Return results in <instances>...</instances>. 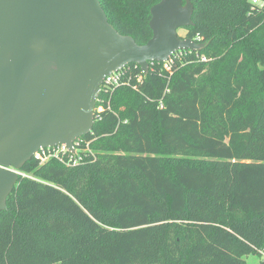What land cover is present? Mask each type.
Segmentation results:
<instances>
[{"label": "trees", "instance_id": "16d2710c", "mask_svg": "<svg viewBox=\"0 0 264 264\" xmlns=\"http://www.w3.org/2000/svg\"><path fill=\"white\" fill-rule=\"evenodd\" d=\"M99 1L121 35L152 38L161 0ZM191 1L185 37L205 50L151 63L141 83L129 65L132 85L98 100L79 166H24L33 179L0 212V264L264 258V0Z\"/></svg>", "mask_w": 264, "mask_h": 264}, {"label": "water", "instance_id": "95a60500", "mask_svg": "<svg viewBox=\"0 0 264 264\" xmlns=\"http://www.w3.org/2000/svg\"><path fill=\"white\" fill-rule=\"evenodd\" d=\"M152 38L138 45L110 23L99 0H0V212L40 149L89 135L104 79L206 45L179 35L193 27L191 0L151 8Z\"/></svg>", "mask_w": 264, "mask_h": 264}, {"label": "built area", "instance_id": "2783aa9c", "mask_svg": "<svg viewBox=\"0 0 264 264\" xmlns=\"http://www.w3.org/2000/svg\"><path fill=\"white\" fill-rule=\"evenodd\" d=\"M253 5H262L261 0H250ZM184 55V51L176 52L166 63V69L170 68V64H173L177 59L181 58ZM201 61H206L205 57H201ZM145 75H140L135 77L137 83H141L143 81ZM133 79V72L130 68L125 67L124 69L113 73L107 76L104 79V82L101 86V95L109 96L118 87H128L132 85ZM134 89L137 86H133ZM100 95V97H101ZM99 97V98H100ZM99 100V99H98ZM163 103L159 104V108H163ZM102 108L100 107L97 111L100 112ZM75 151L72 153L67 146L65 145H58L52 148L40 149L35 155L33 156V160L37 161L40 165H43L49 161H57L62 165L70 168H74L79 166L84 161V152L88 153L91 151L90 144L85 143L83 139H79L74 144ZM14 173H16L20 178H29L33 179L32 176L25 174L23 171L11 169Z\"/></svg>", "mask_w": 264, "mask_h": 264}, {"label": "rangeland", "instance_id": "374dc122", "mask_svg": "<svg viewBox=\"0 0 264 264\" xmlns=\"http://www.w3.org/2000/svg\"><path fill=\"white\" fill-rule=\"evenodd\" d=\"M179 35L182 37H185L184 29L179 30ZM99 108L100 107L97 105L96 112ZM245 261L247 264H262V262L264 261V258L261 256H258V255L250 254V255L245 257Z\"/></svg>", "mask_w": 264, "mask_h": 264}]
</instances>
